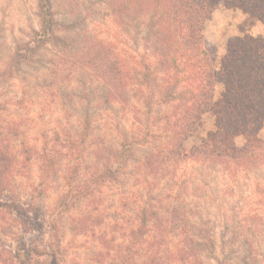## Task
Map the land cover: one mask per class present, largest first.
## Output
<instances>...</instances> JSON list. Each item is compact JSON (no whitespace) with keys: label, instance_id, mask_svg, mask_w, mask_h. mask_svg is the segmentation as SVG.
<instances>
[{"label":"rangeland","instance_id":"1","mask_svg":"<svg viewBox=\"0 0 264 264\" xmlns=\"http://www.w3.org/2000/svg\"><path fill=\"white\" fill-rule=\"evenodd\" d=\"M46 2L0 0V153L9 160L0 163V203L20 210L0 207V264H142L144 243L131 232L138 229L143 208L156 213L149 220L152 243L160 237L154 224L172 222L166 236L174 252L175 233L185 223L194 233L202 225L211 228L215 246L196 253L195 264H264V165L232 176L209 162L187 160L166 169L167 162L158 160L160 175L147 178V157H161L162 145L174 137L165 118L171 108L158 104L156 95L149 110L148 92L138 83L130 85L123 104L106 102L116 90L105 84L102 68H93L106 59L99 45L89 44H116L123 56L139 58L145 51V20L137 18L132 26L115 0H50L53 37L59 40L54 44L43 36ZM244 33L264 37V25L223 6L205 21L203 35L217 67L228 41ZM223 90L216 86L215 101ZM87 116L93 126L79 151V123ZM216 129L215 117L203 115L183 152L201 147ZM125 136L140 143L121 165L118 181L109 177L96 187L90 184L92 195L68 202L71 189L113 162L111 154ZM259 136L264 139V125ZM245 142L243 136L235 138L238 147ZM159 256L166 264L176 259L164 252Z\"/></svg>","mask_w":264,"mask_h":264},{"label":"trees","instance_id":"2","mask_svg":"<svg viewBox=\"0 0 264 264\" xmlns=\"http://www.w3.org/2000/svg\"><path fill=\"white\" fill-rule=\"evenodd\" d=\"M46 1L45 7L49 17L43 36L57 44L59 40L53 37L55 24L50 13V0ZM115 2L119 12L123 13L122 17L131 22L132 26L137 18L145 20L143 37L145 51L137 58L135 54L123 56L116 44L107 45L101 42L89 44L90 48L99 45V53L102 52L106 59L101 64L92 65L93 68L99 71L102 68L105 72V84L111 90H116L108 93L107 104L112 106L116 102L122 104L126 102V93L130 85L136 86L138 83L148 92L144 102L149 110L156 104V95H159L160 99L158 104L171 108V115L165 118L169 124L171 123L174 137L167 146L162 145L159 151L161 157L154 154L147 157L146 177L157 179L160 175V168L156 169L158 160L162 163L167 162L166 169L171 163H173L171 166L177 168L181 162L187 160L209 162L224 168L232 176L237 175L240 169L246 171L252 165H264V139L259 136L264 125V37H253L244 33L243 36L230 39L227 53L217 67L216 53L213 47L206 43L203 35L205 21L219 6L241 10L264 25V0H115ZM217 85H222L224 90L220 99L215 101ZM207 113L215 117L217 129L208 135V139L203 141L201 147L193 148L190 154L184 153L183 142L194 133L201 124L202 116ZM89 118L90 116H87L79 123L82 127L77 141L79 151H84L87 134L93 126L94 120ZM118 127L117 125V129ZM239 136L245 138L243 147L235 144V138ZM126 138L127 136L120 144L119 150L112 152L110 158L112 163L104 165L102 170H94L90 179H87L88 182L74 190L71 189L69 194L74 195L68 198V202L74 203L84 194L92 195L94 189L90 184L96 187L98 184H104L109 177L113 183L118 181L121 165L128 164L133 157V146L140 143L137 139L129 142ZM154 138L151 135L150 139ZM7 161L8 158L0 153V163L4 164ZM6 183L9 186L8 179ZM0 207L4 210H19L17 205L10 203L1 202ZM149 211L152 210L145 208L141 210L140 225L136 231L131 232L133 238L139 235L140 242L144 243L142 257L145 258H141L142 264H166L159 256L160 252L169 253L176 258L170 264L172 262L195 264L192 258L196 257V253L199 255L205 249L212 252L215 246L211 237L213 232L204 225L203 228L197 229V233L186 229V223L185 228L176 231L177 251L174 252L170 244H167L169 241L166 236L172 222L154 224V229L159 232L160 237L156 243H152L154 236H149L152 235L149 220L153 216L157 217L155 212ZM93 222L99 226L102 219L96 217L93 218ZM83 227L86 228L85 225ZM172 234L174 233H170L169 236ZM129 259L132 260V257ZM133 262L136 261L133 259Z\"/></svg>","mask_w":264,"mask_h":264}]
</instances>
